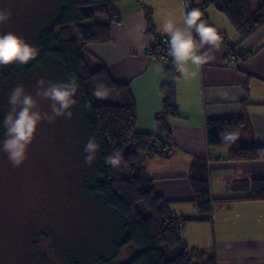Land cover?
I'll return each instance as SVG.
<instances>
[{"label": "crops", "instance_id": "obj_1", "mask_svg": "<svg viewBox=\"0 0 264 264\" xmlns=\"http://www.w3.org/2000/svg\"><path fill=\"white\" fill-rule=\"evenodd\" d=\"M108 1L117 14L110 19L109 38L85 42L84 62L92 70L104 66L112 80L128 84L138 132L158 133L160 124L168 130L164 153L142 161L153 192L168 202L173 215L184 218L181 236L188 247L214 253L216 264H264V200L246 198L247 183L264 177V158L228 160L225 147L207 146L205 129L208 119L240 116L239 142L264 146V24L242 39L222 12L208 7L219 46L199 50L208 59L199 68L187 65L195 76L186 79L176 70L171 92L178 115L161 113L157 120L167 94L162 83L170 82L171 73L148 48L157 36L167 39L161 31L165 19L184 26L183 12L195 0ZM172 145L175 150L166 152ZM200 159L208 173L209 218L191 201L192 167Z\"/></svg>", "mask_w": 264, "mask_h": 264}, {"label": "trees", "instance_id": "obj_2", "mask_svg": "<svg viewBox=\"0 0 264 264\" xmlns=\"http://www.w3.org/2000/svg\"><path fill=\"white\" fill-rule=\"evenodd\" d=\"M56 3L55 13L44 18L34 35L32 45L38 50L35 59L23 66L17 63L0 66V97L10 81L30 77L46 66L51 65L59 71L58 82L75 78L77 88L74 99L77 103L70 110L74 111L79 125L84 127L88 136L94 137L99 144L93 167L84 176L82 192L113 214L111 232L116 233L104 239L107 245L105 251L94 250L93 258L85 260L84 264H108L126 245L135 247L136 252L121 264H216L214 253L190 248L184 243L181 236L184 218L173 215L168 202L153 192L151 178L142 171L145 157L164 153V148L170 144L168 130L160 124L158 133L138 132L135 128V103L128 84L112 80L104 66L89 69L82 58L85 42L108 40L110 19L117 15L111 2L56 0ZM211 6L227 17L242 39L264 24V0H204L198 4L190 2L186 10L199 8L202 19L211 24L207 15V8ZM146 19L151 27L147 13ZM72 30L78 38L71 36ZM193 36L198 39L195 33ZM160 38L156 37L148 48V54L157 59L160 52L166 53L164 66L171 73V80L162 83L167 88V94L157 120L161 113L178 115L171 92L176 69ZM97 83L107 85V90L116 94L117 101L96 102L93 87ZM1 107L0 102V134L4 130ZM243 124L240 116L208 119L205 123L207 146L210 149L225 147L228 160L264 158V146L243 145L239 140L229 146L220 140L218 133L225 130L236 132ZM115 151L122 155L118 168L104 162ZM190 180L193 189L191 201L203 218H209L211 199L203 159L194 163ZM247 185V199L264 200V177H254ZM69 257V254L63 257L64 264H81L80 261H70Z\"/></svg>", "mask_w": 264, "mask_h": 264}, {"label": "rangeland", "instance_id": "obj_3", "mask_svg": "<svg viewBox=\"0 0 264 264\" xmlns=\"http://www.w3.org/2000/svg\"><path fill=\"white\" fill-rule=\"evenodd\" d=\"M56 5V0H0V10L11 13L0 24V34L13 32L32 45L39 25L55 13ZM72 35L78 38L74 30ZM81 55L84 60V46ZM58 75L50 65L30 77L10 81L0 97L3 119L17 84H23L37 101L41 114L50 116L51 101L36 96L37 81L43 79L47 87L48 82H58ZM107 92L103 98L95 96V101L116 102V94ZM4 133L5 129L0 144ZM88 139L73 111L71 118L57 116L54 122L42 119L38 123L20 166L14 167L0 150V264H64L68 254L70 261L84 264L93 258L94 250L105 251L104 239L116 234L111 232L114 216L82 192L84 176L94 163H85ZM135 252V247L126 245L108 264H121Z\"/></svg>", "mask_w": 264, "mask_h": 264}, {"label": "clouds", "instance_id": "obj_4", "mask_svg": "<svg viewBox=\"0 0 264 264\" xmlns=\"http://www.w3.org/2000/svg\"><path fill=\"white\" fill-rule=\"evenodd\" d=\"M199 2L200 0H195V3ZM202 15L199 8L191 7L183 12V27L177 26L172 18H167L162 23L161 31L167 36V54L172 58L173 67L186 79L195 76V72L187 67L189 63L199 68L207 62L208 57L199 50L205 45L217 48L221 40L217 29L202 19ZM10 16V11L0 10V24L8 21ZM193 33L198 39L194 38ZM37 54L38 50L33 45L15 33L9 31L0 34V65L17 63L23 66L35 59ZM44 83L43 79L37 81L36 96L51 101L50 116L37 110V101L25 91L23 84H17L8 97L11 108L2 122L5 138L0 144V150L7 154L14 167L20 166L27 158V148L34 138L38 123L42 119L54 122L57 116L71 118L70 109L77 103L74 99L77 88L74 77L68 82H48L47 87H44ZM93 94L97 98L105 97L108 94L107 85L95 84ZM218 135L220 140L229 146L239 139V135L234 131L225 130ZM98 149L99 144L95 138L89 137L84 147L85 163L89 166L93 163ZM121 160V153L115 151L109 154L104 162L112 168H118Z\"/></svg>", "mask_w": 264, "mask_h": 264}, {"label": "built area", "instance_id": "obj_5", "mask_svg": "<svg viewBox=\"0 0 264 264\" xmlns=\"http://www.w3.org/2000/svg\"><path fill=\"white\" fill-rule=\"evenodd\" d=\"M165 41H166V38H164V37H161L160 38V43L163 45V47H164V50L166 49V43H165ZM159 61H161V62H166V60H167V56H166V53L165 52H160V54H159V56H158V58H157ZM175 150V147L172 145V146H170L168 149H167V151L166 152H171V151H174Z\"/></svg>", "mask_w": 264, "mask_h": 264}]
</instances>
